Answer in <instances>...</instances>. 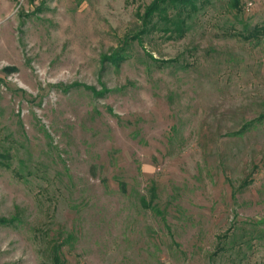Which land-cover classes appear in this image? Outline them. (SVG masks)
I'll return each instance as SVG.
<instances>
[{"label":"rangeland","instance_id":"1","mask_svg":"<svg viewBox=\"0 0 264 264\" xmlns=\"http://www.w3.org/2000/svg\"><path fill=\"white\" fill-rule=\"evenodd\" d=\"M152 1L1 22L0 264H264V37L234 35L264 0L181 38L138 33Z\"/></svg>","mask_w":264,"mask_h":264},{"label":"trees","instance_id":"2","mask_svg":"<svg viewBox=\"0 0 264 264\" xmlns=\"http://www.w3.org/2000/svg\"><path fill=\"white\" fill-rule=\"evenodd\" d=\"M210 1L211 0H153L145 7L143 13L140 15L142 23L138 33L142 34L148 33L150 30H157L167 34L168 38H172L174 35L176 38H181L188 29V19L192 18L193 14L200 8L199 6H203ZM197 2H199V6ZM226 3L235 13L242 12V0H226ZM153 18H157V21L152 22ZM234 35L245 40H259L260 37H264V24H256L251 30H247L246 32L236 31ZM145 206L152 208L149 204ZM61 245L62 244L58 243L57 249L54 248L53 254L56 262H59V248Z\"/></svg>","mask_w":264,"mask_h":264},{"label":"crops","instance_id":"3","mask_svg":"<svg viewBox=\"0 0 264 264\" xmlns=\"http://www.w3.org/2000/svg\"><path fill=\"white\" fill-rule=\"evenodd\" d=\"M15 7V0H0V24L8 18Z\"/></svg>","mask_w":264,"mask_h":264},{"label":"built area","instance_id":"4","mask_svg":"<svg viewBox=\"0 0 264 264\" xmlns=\"http://www.w3.org/2000/svg\"><path fill=\"white\" fill-rule=\"evenodd\" d=\"M21 1V0H20Z\"/></svg>","mask_w":264,"mask_h":264}]
</instances>
